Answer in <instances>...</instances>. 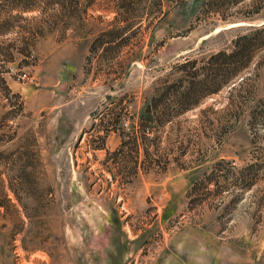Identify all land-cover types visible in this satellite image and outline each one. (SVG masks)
I'll use <instances>...</instances> for the list:
<instances>
[{"label": "rangeland", "instance_id": "obj_1", "mask_svg": "<svg viewBox=\"0 0 264 264\" xmlns=\"http://www.w3.org/2000/svg\"><path fill=\"white\" fill-rule=\"evenodd\" d=\"M66 1L27 15L56 23L0 82V264H264V53L138 126L170 64L264 24V0Z\"/></svg>", "mask_w": 264, "mask_h": 264}, {"label": "trees", "instance_id": "obj_2", "mask_svg": "<svg viewBox=\"0 0 264 264\" xmlns=\"http://www.w3.org/2000/svg\"><path fill=\"white\" fill-rule=\"evenodd\" d=\"M244 1V0H238ZM215 1L206 3L210 9L206 12H218L213 9ZM66 0H0V82L4 83L3 75L6 66L20 60L25 66H31L24 61L31 58L36 41L44 37V32H51L56 21L41 20L36 24L39 16H27L28 14L43 13L53 7L66 9ZM78 6L77 2L72 5ZM123 10H127L126 3L118 4ZM256 11H250L248 14ZM63 17L65 13H62ZM250 15L240 18V22L249 21ZM239 19V18H238ZM224 23H230L229 19L222 18ZM231 24V23H230ZM238 33L226 49L217 51L207 57L191 59L180 57L170 64L167 75L157 79L152 86L150 95L138 114V126L146 132L152 127L161 126L172 121L175 117L198 107L201 102L218 94L229 84L239 80L249 68L252 61H257L264 53V24L258 26L239 27ZM229 30H234L230 28ZM214 31V30H213ZM236 31V30H235ZM106 35H109L108 33ZM12 38H11V37ZM6 38V39H3ZM115 38V37H114ZM106 43H100V47L106 45L103 51H110L116 39ZM264 107V104L262 105ZM138 151V146L136 145ZM0 153V162L4 160ZM6 157L5 159H8ZM22 161L17 158V164ZM22 169L34 168V160L22 164ZM20 167V168H21ZM19 169V168H18ZM21 169H19V172ZM18 172V171H17ZM22 177L23 175H17ZM16 177V176H15ZM13 192L16 193L14 189Z\"/></svg>", "mask_w": 264, "mask_h": 264}, {"label": "built area", "instance_id": "obj_3", "mask_svg": "<svg viewBox=\"0 0 264 264\" xmlns=\"http://www.w3.org/2000/svg\"><path fill=\"white\" fill-rule=\"evenodd\" d=\"M24 76V75H23ZM20 79V78H19Z\"/></svg>", "mask_w": 264, "mask_h": 264}]
</instances>
